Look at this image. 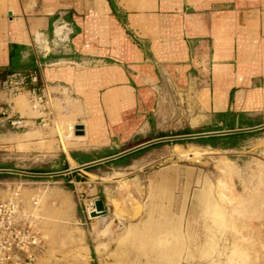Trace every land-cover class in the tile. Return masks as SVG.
Wrapping results in <instances>:
<instances>
[{"label":"crops","instance_id":"obj_1","mask_svg":"<svg viewBox=\"0 0 264 264\" xmlns=\"http://www.w3.org/2000/svg\"><path fill=\"white\" fill-rule=\"evenodd\" d=\"M18 71L38 73L54 105L72 102L68 118L78 121L67 139L62 118L56 127L40 125L39 112L24 115L20 96L1 88ZM165 101L196 103L192 126L217 119L216 128L198 133L264 125V0H0V108L10 103L11 115L24 120L20 128L0 121V199L18 189L30 208L31 192L45 188L30 183L77 178L82 165L90 164L85 172L125 156L93 164L123 152L116 139L142 135L135 147L163 138L148 136L149 114H160ZM57 149L61 171H70L51 174L24 162ZM44 247L45 240L36 258Z\"/></svg>","mask_w":264,"mask_h":264},{"label":"rangeland","instance_id":"obj_2","mask_svg":"<svg viewBox=\"0 0 264 264\" xmlns=\"http://www.w3.org/2000/svg\"><path fill=\"white\" fill-rule=\"evenodd\" d=\"M23 93L30 109V94ZM49 100L50 124L46 127H56L55 119L62 118L59 125L66 138L69 126L78 121L68 118L72 102L58 101L56 106L51 97ZM162 105L160 114H149V137L217 127L213 117L191 125V118L199 114L196 103L165 101ZM156 126L159 130L152 133ZM51 132L55 137L57 131L52 128ZM237 134L162 141L85 168V172L81 168L79 178L55 175L30 183V188L45 187L27 198L30 211L40 217L45 238L44 252L35 264H264V128ZM143 140L136 135L128 143L116 139L113 146L115 151H125ZM222 156L238 172L221 170ZM37 158L29 156L24 162L34 170L53 173L64 169L61 149ZM168 165L174 166L166 172ZM204 195L215 206L220 203L219 210L201 208L197 200ZM99 199L107 210L103 216L108 227L96 232V216L88 214L87 207L100 213L96 208ZM171 248L177 260L163 261Z\"/></svg>","mask_w":264,"mask_h":264},{"label":"built area","instance_id":"obj_3","mask_svg":"<svg viewBox=\"0 0 264 264\" xmlns=\"http://www.w3.org/2000/svg\"><path fill=\"white\" fill-rule=\"evenodd\" d=\"M38 83V73L18 71L9 74L2 81L1 88L11 97L29 92L32 107L40 113V124L45 125L49 119L50 100ZM11 109L10 103L0 108V121L14 128L22 127L23 118L11 115ZM33 203L36 204L37 200L33 199ZM93 209L87 207V213L91 214ZM43 244L39 218L23 207L20 191L16 189L8 198L0 199V264H35L36 250L42 248Z\"/></svg>","mask_w":264,"mask_h":264},{"label":"bare ground","instance_id":"obj_4","mask_svg":"<svg viewBox=\"0 0 264 264\" xmlns=\"http://www.w3.org/2000/svg\"><path fill=\"white\" fill-rule=\"evenodd\" d=\"M23 94H25L26 95V93H22V94H20V95H18V96H16L17 98L19 97V99H17L18 101H19V104H20V106L22 107V112H26V114H28L27 113V111H30V109L27 107V105H26V101H25V99H24V97L23 96H21V95H23ZM24 95V96H25ZM16 97H13V98H16ZM29 100V99H28ZM29 104H30V108H32L33 110H35V111H37L36 109H34L33 107H32V105H31V102H30V100H29ZM29 106V105H28ZM34 112V111H33ZM38 112V111H37ZM40 114V113H39ZM96 126V125H95ZM94 125H92V127H95ZM26 134H27V136H30V131L29 132H26ZM219 167H220V169L221 170H223V171H225V172H230V173H235V172H238V169H237V166L232 162V161H230L229 159H227V158H225V157H221V158H219ZM229 175V174H228ZM222 180V179H221ZM219 181V180H218ZM220 183H222L221 181L219 182V184ZM218 184V185H219ZM222 186H223V184H221ZM221 185H219V187L221 186ZM228 190H230V193H233V191H231V188H229V186H228ZM223 194V193H222ZM220 195H221V193H220ZM219 195V196H220ZM57 196V195H56ZM61 196H58V198H60ZM221 198L223 199V196L221 195ZM197 202H198V204L201 206V208H203V209H206V210H211L212 209V207H214L215 206V202H213V200H212V198L209 196V195H204V196H199L198 197V200H197ZM38 204V201H37V203L36 204H34L33 203V205H37ZM216 208H217V210H219V208H220V203L219 204H217V206H215ZM26 209H28V210H30V208H26ZM216 210V211H217ZM30 212H32V213H34L38 218H39V220H40V217L38 216V214L35 212V211H30ZM174 217V216H173ZM170 218V217H169ZM107 221L108 220H106V217L105 216H103V215H96V217H95V222H94V230L96 231V232H100V231H105L106 230V228L108 227L107 225ZM40 223V222H39ZM40 229H41V227H40ZM175 232V231H174ZM174 234V233H173ZM179 235V234H178ZM175 236V235H174ZM180 236V235H179ZM183 236V235H182ZM44 237V236H43ZM182 238V237H181ZM172 239V238H171ZM44 240H45V238H44ZM184 240V239H183ZM168 241H170V238H169V240ZM175 242V241H174ZM176 244H177V242H176ZM183 245V244H182ZM185 245V244H184ZM191 247V246H190ZM174 250H172V248L169 250V254L168 255H166L164 258H163V260L164 261H175V260H177V258H176V255H175V253L173 252Z\"/></svg>","mask_w":264,"mask_h":264},{"label":"water","instance_id":"obj_5","mask_svg":"<svg viewBox=\"0 0 264 264\" xmlns=\"http://www.w3.org/2000/svg\"><path fill=\"white\" fill-rule=\"evenodd\" d=\"M79 128H81V126ZM261 128H264V125H261V126H258V127H253V128L242 129V130H224V131L192 133V134H184V135H175V136H170V137H163V138L151 140V141L145 142L143 144L137 145V146H135L133 148H130V149H127V150H125V151H123V152H121V153H119L117 155H114V156H112L110 158L93 162V164L123 156V155H125L127 153L133 152V151H135V150H137L139 148H142L144 146H147V145H149L151 143H154V142H157V141L180 140V139H186V138H196V137H201V136L226 135V134H232V133H236V132H240V131H251V130H257V129H261ZM78 132H81V131H78ZM89 165L90 164H85V165H82L81 167L84 168V167H87ZM67 171H70V169L65 170V171H61V172L51 173V174H59V173L67 172ZM96 208H97L98 211H100V213L92 212L91 213L92 216H96L98 214L99 215H105L107 213V210L105 209L104 201L102 199H99V200L96 201Z\"/></svg>","mask_w":264,"mask_h":264},{"label":"trees","instance_id":"obj_6","mask_svg":"<svg viewBox=\"0 0 264 264\" xmlns=\"http://www.w3.org/2000/svg\"><path fill=\"white\" fill-rule=\"evenodd\" d=\"M191 132V131H190ZM237 135H239V134H237V133H233V134H228V135H223V136H212V137H233V136H237ZM213 146H218V144H213ZM123 157H125V156H123ZM121 158V157H120Z\"/></svg>","mask_w":264,"mask_h":264}]
</instances>
